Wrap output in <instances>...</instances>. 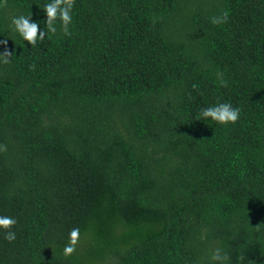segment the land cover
I'll return each mask as SVG.
<instances>
[{"label": "trees", "instance_id": "obj_1", "mask_svg": "<svg viewBox=\"0 0 264 264\" xmlns=\"http://www.w3.org/2000/svg\"><path fill=\"white\" fill-rule=\"evenodd\" d=\"M49 2L0 6V264H264V0H75L33 47Z\"/></svg>", "mask_w": 264, "mask_h": 264}, {"label": "clouds", "instance_id": "obj_2", "mask_svg": "<svg viewBox=\"0 0 264 264\" xmlns=\"http://www.w3.org/2000/svg\"><path fill=\"white\" fill-rule=\"evenodd\" d=\"M2 7H7V0H3ZM75 6V0H51L43 6V10L46 13V29L47 31L40 29L38 22H32V16H13L11 18V26L14 30L27 41L28 44L35 47L37 42H43L48 33L55 34L57 28L55 21H61V31L66 36H71L69 25L72 23V10ZM229 13L224 11L219 17H213L211 22L215 25L226 23ZM12 53L5 52L0 54V60L7 64L10 62ZM32 70H35V65L31 66ZM222 83H224L222 81ZM226 86V84H224ZM195 88L196 86L193 85ZM199 118L203 120H212L221 125L235 124L240 118V109L233 107L230 103H220L212 105L210 107L202 108L199 113ZM0 151H7L6 145H0ZM17 224V220L11 216H0V228L5 230L4 239L10 243L15 241L16 233L11 229ZM80 241V229L74 227L69 232L68 243L63 248V255L65 257L72 256L76 250ZM242 260L243 257H240ZM211 260L214 264H228L230 257L227 253H222L221 249L217 248L211 255Z\"/></svg>", "mask_w": 264, "mask_h": 264}]
</instances>
